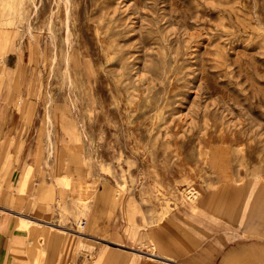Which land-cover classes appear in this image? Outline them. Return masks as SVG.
<instances>
[{"label": "rangeland", "instance_id": "1", "mask_svg": "<svg viewBox=\"0 0 264 264\" xmlns=\"http://www.w3.org/2000/svg\"><path fill=\"white\" fill-rule=\"evenodd\" d=\"M48 110L74 124L53 156ZM0 111L56 184L53 222L115 246L122 222L137 252V222L251 195L264 249V0H0Z\"/></svg>", "mask_w": 264, "mask_h": 264}, {"label": "crops", "instance_id": "2", "mask_svg": "<svg viewBox=\"0 0 264 264\" xmlns=\"http://www.w3.org/2000/svg\"><path fill=\"white\" fill-rule=\"evenodd\" d=\"M9 128L0 113V264H264V249L253 242L262 226L258 214L252 210L246 216L251 195L242 208L215 213L213 220L203 211L201 216L171 215L148 226L137 222V252L128 249L134 244L125 241L122 222L111 233L121 247L102 241L100 223L83 233L75 217L70 225L53 222L56 184L29 152L21 153L23 143L17 146L12 135L17 126ZM31 167L37 170L29 179ZM72 173L58 177L68 180Z\"/></svg>", "mask_w": 264, "mask_h": 264}, {"label": "bare ground", "instance_id": "3", "mask_svg": "<svg viewBox=\"0 0 264 264\" xmlns=\"http://www.w3.org/2000/svg\"><path fill=\"white\" fill-rule=\"evenodd\" d=\"M66 1V0H65ZM67 3H69V2H67ZM71 4V3H70ZM66 5V4H65ZM66 7V6H65ZM69 10V9H68ZM67 10V11H68ZM70 10H71V8H70ZM69 13H67V15H68ZM68 18V17H67ZM68 21H69V19H68ZM67 21V22H68ZM65 24H66V21H65ZM69 28V27H68ZM30 32H31V29H30ZM67 32H68V29H67ZM31 36V35H30ZM72 41V40H71ZM66 42V41H65ZM69 42V41H68ZM73 42V41H72ZM69 44V43H68ZM67 47H68V45H67ZM73 47V46H72ZM71 47V48H72ZM57 48V47H56ZM55 48V49H56ZM64 48H65V46H64ZM58 49V48H57ZM70 49V48H69ZM68 50V49H67ZM74 50V49H73ZM67 55H68V53H67ZM53 58V57H52ZM56 58V57H55ZM65 59H66V57H65ZM53 61H54V59H52ZM56 61H57V59H55ZM66 61H67V59H66ZM54 65V64H53ZM54 67V66H53ZM67 67V66H66ZM56 68V67H55ZM62 68V67H61ZM60 68V69H61ZM64 68V67H63ZM68 70V69H67ZM52 71V70H51ZM53 72V71H52ZM62 72V71H61ZM67 71L65 70V73H66ZM64 73V72H63ZM62 74V73H61ZM68 75V74H67ZM59 77H61V75L59 76ZM65 77V76H64ZM69 77V76H68ZM65 79V78H64ZM66 79H68V78H66ZM65 79V80H66ZM63 80V79H62ZM64 80V81H65ZM69 80V79H68ZM67 82V81H66ZM70 82V81H69ZM67 84V83H66ZM71 84V83H70ZM69 84V85H70ZM64 85V84H63ZM65 86V85H64ZM73 87V86H72ZM69 88V87H68ZM71 91V90H70ZM74 91V90H73ZM66 93V92H65ZM73 93V92H72ZM75 93V92H74ZM51 94V93H50ZM71 94V93H70ZM50 96V95H49ZM76 96V95H75ZM69 99H70V97H69ZM51 101V100H50ZM77 101V103H78V100H76ZM56 103V102H55ZM66 103V102H65ZM49 104H50V102H49ZM75 105H73V107H74ZM51 108H53V107H51ZM77 108V107H76ZM65 112V111H64ZM47 120H48V122L50 123V124H52V126H56V132H55V137L54 138H52V137H50V141H49V143L51 144V150H50V155L51 156H53L54 155V149H55V144H56V139H58L59 138V140L57 141V143L59 144V142H61L60 141V137H61V135H62V131H63V129H65L66 127H68V128H71L74 124L73 123H70V127L69 126H67L68 124L66 123V120H64L62 117H59L58 116V114H56V113H54V114H51L50 112H49V110L47 111ZM49 125V124H48ZM50 126V125H49ZM48 126V127H49ZM55 126H54V128H55ZM47 127V126H46ZM59 127H60V129H59ZM62 130V131H61ZM50 132V131H49ZM52 132V131H51ZM70 132H71V135H70V140H69V145L67 146L68 148H69V150H70V152H71V154L73 153V148H75L74 146H76L78 143L77 142H80V139H77V136L76 135H73V131L72 130H70ZM51 134V133H50ZM49 139V138H48ZM61 139L63 140V137H61ZM24 142V141H23ZM48 143V142H47ZM49 144V145H50ZM75 152V155H74V153H73V155L74 156H77L80 160H82V154H77L76 152H77V149L74 151ZM58 154H59V157H58V159L60 158V156H61V154L59 153V152H56V155L58 156ZM70 154V153H69ZM49 155V156H50ZM264 205V204H263ZM263 219H264V217H262Z\"/></svg>", "mask_w": 264, "mask_h": 264}]
</instances>
